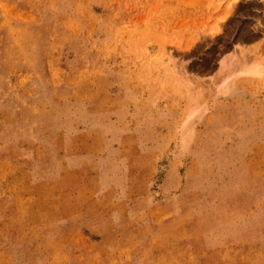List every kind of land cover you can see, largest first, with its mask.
<instances>
[{"label":"rangeland","instance_id":"obj_1","mask_svg":"<svg viewBox=\"0 0 264 264\" xmlns=\"http://www.w3.org/2000/svg\"><path fill=\"white\" fill-rule=\"evenodd\" d=\"M259 68L264 0H0V264H264Z\"/></svg>","mask_w":264,"mask_h":264},{"label":"bare ground","instance_id":"obj_2","mask_svg":"<svg viewBox=\"0 0 264 264\" xmlns=\"http://www.w3.org/2000/svg\"><path fill=\"white\" fill-rule=\"evenodd\" d=\"M249 72H250V70L246 69V72H244V73H245V74H249ZM252 72H254L255 75H258V74H260V73H263L264 70H263L262 68H259V69H257V70H253ZM188 115H190V114H188Z\"/></svg>","mask_w":264,"mask_h":264}]
</instances>
